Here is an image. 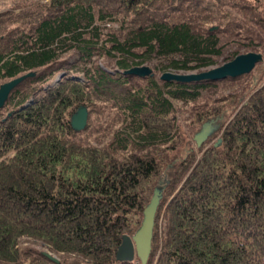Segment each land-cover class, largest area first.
Wrapping results in <instances>:
<instances>
[{
  "label": "trees",
  "instance_id": "obj_1",
  "mask_svg": "<svg viewBox=\"0 0 264 264\" xmlns=\"http://www.w3.org/2000/svg\"><path fill=\"white\" fill-rule=\"evenodd\" d=\"M260 3L20 0L0 11V84L35 71L0 110V264H132L116 251L156 188L147 264H264ZM251 49L263 59L236 77L158 74ZM143 64L153 73L125 72ZM80 105L89 117L76 130Z\"/></svg>",
  "mask_w": 264,
  "mask_h": 264
},
{
  "label": "water",
  "instance_id": "obj_2",
  "mask_svg": "<svg viewBox=\"0 0 264 264\" xmlns=\"http://www.w3.org/2000/svg\"><path fill=\"white\" fill-rule=\"evenodd\" d=\"M263 59L262 52L250 50L237 54L230 60L219 65L199 71L177 72L164 71L160 77L165 80L177 81H196L202 79H221L225 77H236L249 73L258 62ZM125 72L146 76L153 73V67L149 64L135 65ZM35 71H28L24 74L15 76L0 84V110L7 102L12 90L27 76L33 75ZM89 111L87 106L80 105L71 115V124L76 130H82L87 126ZM203 136L205 134H202ZM201 143V134L196 136ZM160 190L156 188L149 203L144 208V217L139 228L133 233H124L122 241L116 251V258L119 261H133L138 258L141 264H147L154 236V226L156 212L160 203ZM49 258L59 261V258L52 252L46 251Z\"/></svg>",
  "mask_w": 264,
  "mask_h": 264
},
{
  "label": "rangeland",
  "instance_id": "obj_3",
  "mask_svg": "<svg viewBox=\"0 0 264 264\" xmlns=\"http://www.w3.org/2000/svg\"><path fill=\"white\" fill-rule=\"evenodd\" d=\"M20 0H0V11H4V10H10V9H14V10H18L16 7H15V4H17ZM256 1V0H255ZM262 6V8H264V3L262 2L261 0V3H260ZM260 7V8H261ZM251 50H254V51H257L255 49H251ZM247 51H250V50H247ZM247 51H244V52H247ZM261 52V51H259ZM242 53V52H241ZM232 59V58H231ZM230 60V59H229ZM227 61V60H226ZM225 62V61H224ZM219 65V64H218ZM206 69V68H205ZM203 70V69H201ZM167 71H170V70H167ZM194 71H199V70H194ZM177 72H184V71H177ZM187 72H190V71H187ZM158 74L160 75L161 72H158ZM179 118L182 119V113L179 114ZM185 125V123L183 124V126ZM185 130L186 131H189L190 130V127H186L185 126ZM192 133V131H191ZM190 133V135H191ZM29 244H31L33 247H35L36 249H39V250H43V251H50V249L42 244L41 242H38V241H29L28 242ZM54 254V253H53ZM55 255V254H54ZM132 264H139V260L137 258H135L133 261H132Z\"/></svg>",
  "mask_w": 264,
  "mask_h": 264
}]
</instances>
